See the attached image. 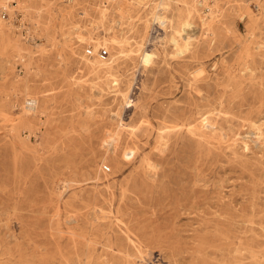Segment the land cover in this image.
Masks as SVG:
<instances>
[{"label":"rangeland","instance_id":"1","mask_svg":"<svg viewBox=\"0 0 264 264\" xmlns=\"http://www.w3.org/2000/svg\"><path fill=\"white\" fill-rule=\"evenodd\" d=\"M15 1L33 38L0 19V264H264V0H204L187 48L193 0Z\"/></svg>","mask_w":264,"mask_h":264},{"label":"bare ground","instance_id":"2","mask_svg":"<svg viewBox=\"0 0 264 264\" xmlns=\"http://www.w3.org/2000/svg\"><path fill=\"white\" fill-rule=\"evenodd\" d=\"M10 0H0V6H2L3 4H5V3H8ZM34 1V0H33ZM103 1V0H102ZM132 2H133V0H131ZM155 1V0H154ZM153 1V2H154ZM109 2V1H108ZM113 2V1H112ZM131 2V3H132ZM156 2V1H155ZM103 3V2H102ZM44 4V3H43ZM133 4V3H132ZM132 4H130V5H132ZM137 4V3H136ZM166 4V3H165ZM169 4V3H168ZM103 5V4H102ZM129 5V6H130ZM162 5H164V0H160L159 2H158V4H157V6H161L162 7ZM105 6V5H104ZM167 4L166 5H164V9L165 8H167ZM170 6V5H169ZM200 6H204V10H203V12L202 13H204V21L205 22H207L210 26H212L213 24H215L216 23V21H217V19H216V11L214 12L213 11V7L211 6V5H207L206 3H204V0H193V2L192 3H188V2H186V3H184V4H182V6L180 7V10H182V12H183V15L181 16V18H180V20H179V25H178V27L175 29V32H174V38L175 39H173V41L175 42V45H177L178 47H179V43L176 41V39H182V40H184V47L185 48H187L189 45H190V40H191V38H190V34L192 33V31L196 28L195 27V24H194V18H195V16H196V13H198V11H200ZM102 7V6H101ZM113 7V6H112ZM179 7V6H178ZM98 8V7H97ZM121 8H123V7H121ZM135 8V7H134ZM175 8V7H174ZM125 9V8H124ZM136 9V8H135ZM216 9V8H215ZM28 10V9H27ZM137 10V9H136ZM225 10V9H224ZM103 11H105V10H103ZM107 11H108V9H107ZM219 11V10H218ZM236 11V10H235ZM86 12V11H85ZM112 12H114V11H112ZM154 12V11H153ZM37 13V12H36ZM109 13V12H108ZM117 13V12H116ZM115 13V14H116ZM167 13V12H166ZM172 13V12H171ZM219 13V12H218ZM173 14V13H172ZM240 14V13H239ZM50 15V14H49ZM105 15V14H104ZM200 15V14H199ZM100 16H102V15H100ZM168 16V15H167ZM221 17H222V15H220ZM163 17L164 16H162L161 15V13L160 12H155L154 13V19L155 20H163ZM104 18V17H103ZM106 18V17H105ZM104 18V19H105ZM112 18V17H111ZM122 18V17H121ZM128 18H129V16H128ZM172 18V17H171ZM200 18V17H199ZM201 19V18H200ZM172 20V19H171ZM220 20V19H219ZM222 20V19H221ZM252 19H250V21H251ZM263 20V19H262ZM45 21V20H44ZM97 21V20H96ZM99 21V20H98ZM105 21V20H104ZM123 21V20H122ZM157 21V22H158ZM259 21V20H258ZM4 22V21H3ZM113 22V21H112ZM124 22V21H123ZM203 22V21H202ZM1 23V22H0ZM100 23V22H99ZM116 23V22H115ZM2 24V23H1ZM101 24V23H100ZM120 24V23H119ZM122 24V23H121ZM160 24L162 25L163 23L162 22H160ZM170 24V23H169ZM196 24H198V23H196ZM225 24V23H224ZM223 24V25H224ZM43 25V24H42ZM72 25V24H71ZM96 25V24H95ZM94 25V26H95ZM111 25V24H110ZM261 25H262V23H261ZM260 25V26H261ZM37 26V25H36ZM98 26V25H97ZM101 26V25H100ZM197 26V25H196ZM259 26V25H258ZM4 27V26H3ZM108 27V26H107ZM228 27V26H227ZM78 28V27H77ZM173 28V27H172ZM218 28V27H217ZM72 29V28H71ZM81 29V28H80ZM122 29V28H121ZM215 29V28H214ZM70 30V29H69ZM101 30V29H100ZM123 30V29H122ZM227 30V29H226ZM78 31V30H77ZM196 31V30H195ZM203 31V30H202ZM215 31V30H214ZM213 31V32H214ZM258 31H259V29H258ZM88 32V31H87ZM115 32V31H114ZM159 32V31H158ZM171 32V31H170ZM198 32V31H197ZM218 32V31H217ZM216 32V33H217ZM72 33V32H71ZM113 33V32H112ZM157 33V32H156ZM194 33V32H193ZM211 33V32H210ZM252 33V32H251ZM258 33V32H257ZM4 34V33H3ZM102 34V33H101ZM120 34V33H119ZM118 34V35H119ZM199 34V33H198ZM204 34V33H203ZM1 35V34H0ZM79 35H80V33L78 34V37H79ZM87 35V34H86ZM99 35V34H98ZM212 35V34H211ZM250 35V34H249ZM100 36V35H99ZM104 36H105V34H104ZM103 36V37H104ZM206 36V35H205ZM223 36V35H222ZM257 36V35H256ZM48 37H49V35H48ZM65 37V36H64ZM102 37V38H103ZM113 37V36H112ZM212 37V36H211ZM2 38H4V40L8 43V44H10L12 41H11V37L8 35V34H5ZM15 38V37H14ZM56 38V37H55ZM105 38V37H104ZM128 38V37H127ZM213 38H214V36H213ZM218 38V37H217ZM220 38V37H219ZM48 39V38H47ZM78 39V38H77ZM115 39V38H114ZM165 39V38H164ZM46 40V39H45ZM50 41H51V39H50ZM69 41V40H68ZM80 41H81V39H80ZM83 41V40H82ZM5 42V43H6ZM86 42V41H85ZM91 42V41H90ZM99 42V41H98ZM109 42V41H108ZM115 42V41H114ZM57 43H59V42H57ZM89 43V42H88ZM171 43V42H170ZM44 44V43H43ZM54 44V43H53ZM60 44V43H59ZM105 44V43H104ZM174 44V43H173ZM49 45V44H48ZM84 45V44H83ZM106 45V44H105ZM120 45V44H119ZM122 45V44H121ZM39 46V45H38ZM60 46V45H59ZM180 48V47H179ZM96 49V48H95ZM98 49V48H97ZM117 49V48H116ZM189 49V48H188ZM246 50H247V53L248 54H250L251 56L252 55H254L255 53H256V51H262V52H264V43L263 42H256V41H253V42H251V44H247L246 45ZM14 51V50H13ZM20 52V51H19ZM73 53H74V51H73ZM79 53V52H78ZM124 53V52H123ZM149 53V52H148ZM128 54V53H127ZM261 53H259V55H260ZM129 55H130V53H129ZM87 56V55H86ZM85 56V57H86ZM119 56V55H118ZM117 57V56H116ZM91 58V57H90ZM142 58H143V61L144 62H149L150 61V55H148L146 52H143V54H142ZM83 59H85V58H83ZM81 60V59H80ZM110 60V59H109ZM108 60V61H109ZM11 61V60H10ZM142 61V62H143ZM8 62V61H7ZM89 63V62H88ZM1 64V63H0ZM91 64H93V63H91ZM88 65V64H87ZM104 65V64H103ZM2 66H4V64L2 65ZM92 67V66H91ZM1 68V67H0ZM116 68V67H115ZM118 69V68H117ZM100 70V69H99ZM109 70V69H108ZM101 72V71H100ZM106 72V71H105ZM108 72V71H107ZM102 73H103V71H102ZM104 74V73H103ZM114 74V73H113ZM95 77H97L96 75H95ZM105 77H106V75H105ZM79 78V77H78ZM108 78V77H107ZM251 78V77H250ZM132 79V78H131ZM201 79V78H200ZM120 80V79H119ZM79 81V80H78ZM81 81V80H80ZM111 82V81H110ZM109 82V83H110ZM82 83V82H81ZM119 83V82H118ZM124 83H125V80H124ZM132 83V82H131ZM144 83V82H143ZM79 85V84H78ZM108 85H110V84H108ZM145 85V84H144ZM111 86V85H110ZM118 88V87H117ZM127 91V90H126ZM117 93H119V92H117ZM129 93V92H128ZM128 95V94H127ZM123 98H124V96H123ZM124 100H126L125 98H124ZM124 103V102H123ZM129 103V102H128ZM146 112V111H145ZM206 120V119H205ZM204 120V121H205ZM207 123V122H206ZM208 123H210V122H208ZM201 124V123H200ZM202 127V126H201ZM15 130V129H14ZM202 130V129H201ZM198 132V131H197ZM19 135V134H18ZM222 135V134H221ZM120 136H121V134H120ZM15 137V136H14ZM163 137V136H162ZM20 139V138H19ZM202 139V138H201ZM201 139H200V141H201ZM223 139V138H222ZM120 141V140H119ZM162 141V140H161ZM166 142V141H165ZM198 142V141H197ZM161 143V142H160ZM164 143V142H163ZM134 145V144H133ZM106 146V145H105ZM245 146H247V145H245ZM138 150V149H137ZM133 151H135V150H133ZM130 153H132V152H130ZM127 154V153H126ZM193 156V155H192ZM206 157H207V155H206ZM149 159V158H148ZM146 160V159H145ZM150 161V160H149ZM149 161L147 162V163H149ZM197 166V165H196ZM149 168H151V166L149 167ZM196 168V167H195ZM152 169V168H151ZM149 170V169H148ZM150 173V172H149ZM145 176V175H144ZM203 177V176H202ZM138 178V177H137ZM136 178V179H137ZM180 179V178H179ZM66 181V180H65ZM148 182V181H147ZM176 182V181H175ZM199 184V183H198ZM70 185V184H69ZM148 185V184H147ZM61 189V188H60ZM194 189V188H193ZM65 190V189H64ZM82 190V189H81ZM55 193V192H54ZM182 193V192H181ZM75 194V193H74ZM78 195V194H77ZM81 195V194H80ZM175 199V198H174ZM73 200V199H72ZM75 200V199H74ZM195 200V199H194ZM67 202H69L68 200H67ZM70 203V202H69ZM72 203V202H71ZM63 204V203H62ZM110 204V203H109ZM172 204V203H171ZM174 204V203H173ZM68 205H70V204H68ZM67 205V206H68ZM72 205V204H71ZM193 206V205H192ZM196 206V205H195ZM71 207V206H70ZM200 207V206H199ZM72 208V207H71ZM122 209V208H121ZM133 209V208H132ZM176 209V208H175ZM174 209V210H175ZM76 210V209H75ZM109 210V209H108ZM120 210V209H119ZM130 210H131V208H130ZM107 211V210H106ZM121 211V210H120ZM119 211V212H120ZM106 213V212H105ZM81 216V215H80ZM137 223V222H136ZM84 224V223H83ZM204 224V223H203ZM103 225V224H102ZM101 225V226H102ZM214 226V225H213ZM104 227V226H103ZM58 228V227H57ZM202 228V227H201ZM205 228H206V226H205ZM219 229V228H218ZM201 230V229H200ZM206 230V229H205ZM204 232V231H203ZM179 233V232H178ZM117 234V233H116ZM123 234V233H122ZM194 234H195V232H194ZM127 235V234H126ZM124 236V235H123ZM177 236V235H176ZM180 236V235H179ZM90 237V236H89ZM98 237H99V235H98ZM122 238V237H121ZM127 238V237H126ZM214 238H215V236H214ZM124 239V238H123ZM184 239H186V238H184ZM193 239V238H192ZM218 240V239H217ZM95 241V240H94ZM215 241V240H214ZM192 242V241H191ZM170 243V242H169ZM123 244V243H122ZM186 244H188L187 242H186ZM118 245V244H117ZM120 245V244H119ZM133 245V244H132ZM136 245V244H135ZM134 245V246H135ZM123 246V245H122ZM128 246V245H127ZM127 248V247H126ZM126 248H125V251H126ZM157 248V247H156ZM124 249V248H123ZM137 249V248H136ZM185 249V248H184ZM128 250V249H127ZM130 250V249H129ZM138 251H139V248L137 249ZM197 250V249H196ZM216 250V249H215ZM137 251V252H138ZM164 251V250H163ZM181 251V250H180ZM198 251V250H197ZM206 251V250H205ZM214 251V250H213ZM133 252V251H132ZM132 252H131V254H132ZM137 252H135V253H137ZM170 252V251H169ZM207 252V251H206ZM230 252V251H229ZM112 253V252H111ZM121 253V252H120ZM160 253V252H159ZM210 253H211V251H210ZM106 254V253H105ZM134 254V253H133ZM139 254V253H138ZM201 254V253H200ZM226 254V253H225ZM125 255V254H124ZM143 255H144V253H143ZM183 255V254H182ZM224 255V254H223ZM234 255V254H233ZM121 256V255H120ZM217 256V255H216ZM101 257V256H100ZM114 257V256H113ZM116 257V256H115ZM154 257V256H153ZM155 257H156V255H155ZM234 257V256H233ZM124 258V257H123ZM123 258L121 257V259L123 260ZM136 258V257H135ZM138 258V257H137ZM160 258V257H159ZM192 258V257H191ZM127 259V258H126ZM130 259H131V257H130ZM141 259V258H140ZM142 259H144L145 260V258L144 257H142ZM169 259V258H168ZM222 259V258H221ZM119 260H120V258H119ZM121 260V261H122ZM125 260V259H124ZM135 260V259H134ZM133 260V261H134ZM208 260H210V259H208ZM224 260H226V259H224ZM29 261V260H28ZM33 261V260H32ZM31 261V262H32ZM116 261H117V259H116ZM137 261V260H136ZM230 261V260H229ZM228 261V262H229ZM109 262V261H108ZM150 262V261H149ZM152 262V261H151ZM175 262V261H174ZM197 262V261H196ZM225 262V261H224ZM114 263V262H113ZM155 263V262H154ZM221 263V262H220ZM31 264V263H30ZM34 264V263H33ZM40 264V263H39ZM126 264V263H125ZM131 264V263H130ZM156 264V263H155ZM160 264V263H159ZM203 264V263H202Z\"/></svg>","mask_w":264,"mask_h":264},{"label":"built area","instance_id":"3","mask_svg":"<svg viewBox=\"0 0 264 264\" xmlns=\"http://www.w3.org/2000/svg\"><path fill=\"white\" fill-rule=\"evenodd\" d=\"M15 3H16L15 0H11L10 3H5L2 6H0V19L2 21L8 20V21H5L8 23L12 19L13 21H15L17 23L18 28H20L22 30V32L24 33V35L27 38H29V37L33 38V36H30L28 29L25 27V20L23 18V11H21L19 9H17V10L15 9L13 11L11 10V7L17 5V3H16V5H14ZM86 52H87V55H89V56L94 54V50L91 47H89ZM28 105H31V102H29Z\"/></svg>","mask_w":264,"mask_h":264}]
</instances>
